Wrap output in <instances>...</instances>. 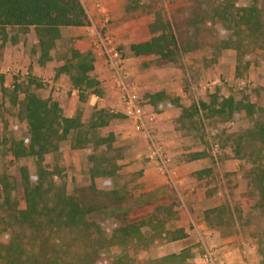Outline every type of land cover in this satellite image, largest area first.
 Listing matches in <instances>:
<instances>
[{
  "label": "rangeland",
  "instance_id": "374dc122",
  "mask_svg": "<svg viewBox=\"0 0 264 264\" xmlns=\"http://www.w3.org/2000/svg\"><path fill=\"white\" fill-rule=\"evenodd\" d=\"M82 1L90 24L63 26L49 60H40L35 28H10L11 36L0 42V170L10 174L13 193H22L20 165L28 166L33 181L38 176L37 158H14L5 139L15 132L30 136L18 101L32 89L44 98L62 101L66 115L80 114L85 121L100 124L95 128L98 135L113 134L111 148L106 145L109 142L104 143L98 157L113 156L119 163L114 185L126 198L99 211L94 219L106 224L142 223L146 233L152 230L145 224L149 220L162 222L166 228L184 222L188 235L182 244L193 248L194 264H264V210L257 205L258 190L249 176L255 162L237 153L236 147L241 131L254 121L244 115L225 119L213 113L228 97L264 106V51H251L240 59L236 49L218 53L207 46L183 54L176 62L137 56L130 46L150 38L149 24L156 12L183 17L189 11V0ZM260 5L264 8V0ZM106 32L113 34L122 54L128 73L125 82L134 89L145 115L154 118L146 129L137 130L122 112L115 68L96 52L98 38ZM73 47L90 50L95 58L101 56L93 71L100 93H82L70 75L60 71ZM161 91L179 98L182 105L157 111L150 99ZM103 119L107 124L101 125ZM242 141L248 143L247 138ZM259 145L246 150L256 152ZM45 162L67 193L90 184L93 161L87 149H72L71 137L61 143L59 151L46 154ZM158 173L165 179L152 182ZM177 248L169 241L159 244L155 253L167 254ZM207 249L214 252L212 263L204 260ZM121 250L116 245L105 253L110 259ZM148 254L142 251L138 256Z\"/></svg>",
  "mask_w": 264,
  "mask_h": 264
},
{
  "label": "trees",
  "instance_id": "16d2710c",
  "mask_svg": "<svg viewBox=\"0 0 264 264\" xmlns=\"http://www.w3.org/2000/svg\"><path fill=\"white\" fill-rule=\"evenodd\" d=\"M188 6L183 17L156 12L149 24L150 38L131 44L133 54L176 62L183 54L207 46L218 53L225 48L236 49L240 59L251 51H264V8L260 0H189ZM89 24L82 0H0L1 38L6 39L8 28L29 31L35 27L42 62L50 59L63 26ZM66 56L60 71L70 75L73 86L82 93H100V82L93 75V52L73 47ZM17 96L15 93V101ZM18 102L30 136L15 132L5 139L14 158H37L38 176L33 181L28 166L20 165L22 193L18 196L13 193L10 174L0 170V264L195 263L191 246L178 252L155 253L159 244L187 237L184 227L166 228L162 222L149 220L145 224L152 230L146 233L142 223L106 224L93 218L126 198L114 185L119 163L113 156L98 157L104 143L109 142L106 145L111 148L113 134L98 135L95 128L100 124L87 122L80 114L66 115L62 101L44 98L32 89H27ZM150 102L157 111L182 105L179 98L173 99L164 91L151 94ZM213 113L225 119L236 115L253 119V125L241 131L236 147L237 153L255 162L249 176L258 190L257 205L264 210V106L228 97ZM105 124L103 119L101 125ZM2 136L0 129V143ZM69 137L72 149H87L93 161L90 184L72 193L56 181L45 162L46 154L59 151ZM243 138L248 141L245 145ZM256 144H260L256 152L246 150ZM116 245L122 248L121 253L109 259L105 251ZM142 251H148V256L140 258Z\"/></svg>",
  "mask_w": 264,
  "mask_h": 264
},
{
  "label": "built area",
  "instance_id": "2783aa9c",
  "mask_svg": "<svg viewBox=\"0 0 264 264\" xmlns=\"http://www.w3.org/2000/svg\"><path fill=\"white\" fill-rule=\"evenodd\" d=\"M98 6L101 5L98 4ZM105 19L106 21L109 20L108 17ZM113 37L114 36L111 32H106L103 36L100 34L98 38L99 43L96 44V52L105 55L115 68L116 86L120 91L122 112L132 120L137 130L146 129L148 124H150L154 118L153 116L145 115L143 106L136 99L134 89L125 82L124 75H127L128 73L124 70L123 57ZM160 168L162 172H164L166 170V164L161 165ZM204 260L210 263L215 261L212 249H207L204 255Z\"/></svg>",
  "mask_w": 264,
  "mask_h": 264
},
{
  "label": "crops",
  "instance_id": "0c3cea01",
  "mask_svg": "<svg viewBox=\"0 0 264 264\" xmlns=\"http://www.w3.org/2000/svg\"><path fill=\"white\" fill-rule=\"evenodd\" d=\"M87 9V12H88V8H86ZM33 28H35V27H31L30 29H33ZM10 28H8V30H9ZM7 35H9V36H11V33L9 32H7ZM0 37H1V35H0ZM0 42L1 43H4L3 42V39H0ZM2 45V44H1ZM98 54H96V58H95V66H96V63H97V61H101V59L102 58H100V57H98L97 56ZM118 104H120L121 105V100L119 99V101H118ZM160 178V179H159ZM165 178L163 177V175H160L159 173L156 175V176H154V177H152V182H154V181H159V180H164ZM155 182V183H156ZM184 225H186V224H184V222H181L180 224H178V227H184L185 228V230L187 231V228L184 226ZM174 228V227H173ZM176 228V227H175ZM188 233V232H187ZM187 237H185V238H183V239H179V240H175V241H171V243H173V244H177L178 245V248L177 249H174V250H172V251H169V252H167V253H172V252H178V251H180L181 249H183L184 248V246H186V245H183L182 244V242L186 239ZM226 255V254H225ZM227 256V255H226Z\"/></svg>",
  "mask_w": 264,
  "mask_h": 264
}]
</instances>
